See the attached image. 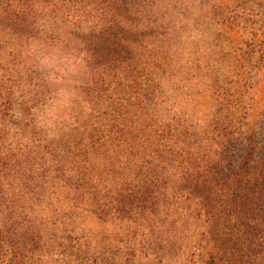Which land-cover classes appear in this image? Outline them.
Masks as SVG:
<instances>
[{
    "label": "trees",
    "instance_id": "1",
    "mask_svg": "<svg viewBox=\"0 0 264 264\" xmlns=\"http://www.w3.org/2000/svg\"><path fill=\"white\" fill-rule=\"evenodd\" d=\"M198 1L233 44L205 73L201 128L159 110L162 0H0V264H52L36 218L50 184L130 229L179 232L172 264H264V0ZM52 54L83 67L78 111L50 138Z\"/></svg>",
    "mask_w": 264,
    "mask_h": 264
},
{
    "label": "rangeland",
    "instance_id": "2",
    "mask_svg": "<svg viewBox=\"0 0 264 264\" xmlns=\"http://www.w3.org/2000/svg\"><path fill=\"white\" fill-rule=\"evenodd\" d=\"M179 1L180 6L176 7L174 0H162L174 40L166 53L165 72L160 77L163 105L159 110L163 116H176L201 128L208 123L212 109L208 91L210 78L205 73L222 54L232 51L233 44L216 22L210 4L198 0ZM218 2L226 7L233 0ZM3 38L8 39V36ZM53 56L41 58L38 64L48 73L53 90L52 100L37 117L38 124L48 130L50 138L55 137L60 123L64 128L70 126L72 112L78 111L79 98L74 87L83 67L74 57L59 61ZM53 109L56 111L54 120L49 116ZM53 186H46V193L36 207V218L46 220L41 228L53 247L52 264H172L182 257L183 251L174 255L169 249L172 243L176 248L182 245L179 232H171L163 226L152 236L130 229L92 212L88 205L78 204V200L59 186ZM187 223L200 226V221L196 224L187 220Z\"/></svg>",
    "mask_w": 264,
    "mask_h": 264
},
{
    "label": "clouds",
    "instance_id": "3",
    "mask_svg": "<svg viewBox=\"0 0 264 264\" xmlns=\"http://www.w3.org/2000/svg\"><path fill=\"white\" fill-rule=\"evenodd\" d=\"M49 116L51 117V119H55L56 118V111L55 109H53L51 112H49Z\"/></svg>",
    "mask_w": 264,
    "mask_h": 264
}]
</instances>
